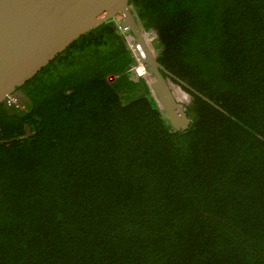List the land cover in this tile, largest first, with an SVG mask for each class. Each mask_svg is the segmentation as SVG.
<instances>
[{
  "label": "trees",
  "instance_id": "1",
  "mask_svg": "<svg viewBox=\"0 0 264 264\" xmlns=\"http://www.w3.org/2000/svg\"><path fill=\"white\" fill-rule=\"evenodd\" d=\"M129 5L190 127L120 15L81 36L0 105V264H264V0Z\"/></svg>",
  "mask_w": 264,
  "mask_h": 264
},
{
  "label": "water",
  "instance_id": "2",
  "mask_svg": "<svg viewBox=\"0 0 264 264\" xmlns=\"http://www.w3.org/2000/svg\"><path fill=\"white\" fill-rule=\"evenodd\" d=\"M131 1L0 0V105H7L10 96L19 101V89L26 82L81 36L120 15L117 25L122 33L134 38L131 48L151 77L147 82L150 93L166 121L172 130L189 128L191 120L186 108L176 97L178 85L157 61L147 41L148 33L140 28L132 13Z\"/></svg>",
  "mask_w": 264,
  "mask_h": 264
},
{
  "label": "rangeland",
  "instance_id": "3",
  "mask_svg": "<svg viewBox=\"0 0 264 264\" xmlns=\"http://www.w3.org/2000/svg\"><path fill=\"white\" fill-rule=\"evenodd\" d=\"M147 33H148L147 41H148L149 45L151 46V48L153 49V51L155 52L156 49H154V44L156 43V35L154 34L153 31H148ZM125 34H126V41H127L128 48L131 50V48H130L131 45L130 44H131L132 38L130 37L129 34H127V33H125ZM131 52H132V50H131ZM132 54H133V52H132ZM142 72L144 73V75L141 74V76L144 77L147 80V82H149L151 80V77L146 75L144 71H142ZM131 74H132L131 78L134 79V80H136L138 78V76H140V75L136 74L133 71L131 72ZM107 79L108 80L112 79V82H110V84H113V81L115 82L114 78L107 77ZM175 89H176V97L180 101V103L183 106H186L187 104H189V102L191 100V97L189 96V94L184 92L182 90V88H180L178 86L175 87Z\"/></svg>",
  "mask_w": 264,
  "mask_h": 264
},
{
  "label": "clouds",
  "instance_id": "4",
  "mask_svg": "<svg viewBox=\"0 0 264 264\" xmlns=\"http://www.w3.org/2000/svg\"><path fill=\"white\" fill-rule=\"evenodd\" d=\"M146 32H148V31H146ZM131 45V44H130ZM131 48V47H130ZM131 50H132V52H133V49L131 48ZM153 50V49H152ZM133 57H134V59L136 60V64L137 65H135V66H133L131 69H133L132 71L133 72H135L136 74H138V75H140V76H138V77H142L141 76V74H140V71L139 72H137L138 71V69L139 68H141L142 69V71H144V69L142 68V66L140 65V63L137 61V58H136V56H135V54H134V52H133ZM131 71V72H132ZM145 72V71H144ZM143 75H144V73H142ZM146 74V73H145ZM132 75V74H131ZM147 75V74H146ZM181 88V87H180ZM5 106H7L6 104H5ZM7 107H10V106H7Z\"/></svg>",
  "mask_w": 264,
  "mask_h": 264
},
{
  "label": "built area",
  "instance_id": "5",
  "mask_svg": "<svg viewBox=\"0 0 264 264\" xmlns=\"http://www.w3.org/2000/svg\"><path fill=\"white\" fill-rule=\"evenodd\" d=\"M133 69H131L132 71ZM17 103L18 104V101L17 99L13 98L12 96H10L7 100V106H12L13 104Z\"/></svg>",
  "mask_w": 264,
  "mask_h": 264
},
{
  "label": "flooded vegetation",
  "instance_id": "6",
  "mask_svg": "<svg viewBox=\"0 0 264 264\" xmlns=\"http://www.w3.org/2000/svg\"><path fill=\"white\" fill-rule=\"evenodd\" d=\"M149 31H151V30H149ZM132 40H134V38H132ZM154 53L156 54V57H157V52L155 51ZM106 82H107V84H110V82H112V79H111V80H108V79H107ZM19 92H20V91H19ZM15 97H17V96H15ZM18 97H19V101H18V102H21V99H22V95H21V93L18 94Z\"/></svg>",
  "mask_w": 264,
  "mask_h": 264
},
{
  "label": "bare ground",
  "instance_id": "7",
  "mask_svg": "<svg viewBox=\"0 0 264 264\" xmlns=\"http://www.w3.org/2000/svg\"><path fill=\"white\" fill-rule=\"evenodd\" d=\"M140 69H141V68H139L137 72H139V71H140V74H142V73H143V72H142V69H141V70H140Z\"/></svg>",
  "mask_w": 264,
  "mask_h": 264
}]
</instances>
